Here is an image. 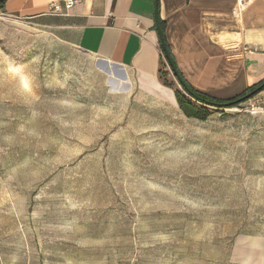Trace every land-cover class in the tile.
<instances>
[{
	"label": "rangeland",
	"instance_id": "rangeland-1",
	"mask_svg": "<svg viewBox=\"0 0 264 264\" xmlns=\"http://www.w3.org/2000/svg\"><path fill=\"white\" fill-rule=\"evenodd\" d=\"M32 35L0 34V264H264V107L162 117Z\"/></svg>",
	"mask_w": 264,
	"mask_h": 264
},
{
	"label": "crops",
	"instance_id": "crops-1",
	"mask_svg": "<svg viewBox=\"0 0 264 264\" xmlns=\"http://www.w3.org/2000/svg\"><path fill=\"white\" fill-rule=\"evenodd\" d=\"M59 1H4L11 25L0 24V34L6 41H31L34 34L77 53L95 66L107 97L162 117L196 119L162 80L158 26L174 67L194 91L229 100L264 80V0H251L240 15L234 14L239 0H84L67 15L52 13ZM253 99L264 107V91Z\"/></svg>",
	"mask_w": 264,
	"mask_h": 264
},
{
	"label": "trees",
	"instance_id": "trees-1",
	"mask_svg": "<svg viewBox=\"0 0 264 264\" xmlns=\"http://www.w3.org/2000/svg\"><path fill=\"white\" fill-rule=\"evenodd\" d=\"M4 5H5V2H1L0 3V8L2 9L4 7ZM183 80H184V78H183ZM263 84H264V80L261 81L259 84L248 88L244 93H242L241 95H239V96H237L235 98H232V99H229V100H219V101H216V100L214 101V99H211V98H209V97H207V96H205V95H203L201 93H198V92L194 91L188 84H187V86L192 90V92L195 95H197L198 97H200L204 101L213 102V103L216 102L218 104H228L230 102H235L238 99L243 98L244 96L252 93L253 91L257 90L260 86H262ZM262 91H264V88L261 91H259L258 93H260ZM258 93L253 95L250 99H252ZM177 97H178V102H179L180 108L182 109V111L185 113L186 116H188L190 118L200 119V120H206L210 116V111L208 109H206L204 107L200 108V107L196 106L195 104H193L191 102V98L189 96H188V98H185L183 95H181L177 91ZM246 101H248V100H246ZM240 104H242V103L233 104L232 106H229V108H238L240 106Z\"/></svg>",
	"mask_w": 264,
	"mask_h": 264
},
{
	"label": "water",
	"instance_id": "water-1",
	"mask_svg": "<svg viewBox=\"0 0 264 264\" xmlns=\"http://www.w3.org/2000/svg\"><path fill=\"white\" fill-rule=\"evenodd\" d=\"M6 0H0L1 2H4ZM158 31L160 33L161 39H162V45H163V50L166 56V59L168 61V63L170 64V67L172 68V73L174 74L176 80L178 81L179 85L185 90V93L192 99H194L195 101L199 102V103H204L206 105L218 108V109H222L225 107H229L232 106L233 104H238V103H243L246 100H249L253 95H255L256 93H258L259 91H261L264 88V84L262 86H260L257 90L253 91L252 93L244 96L243 98L238 99L235 102H230L228 104H218V103H212V102H208V101H204L203 99H201L200 97H198L197 95H195L192 90L187 86L186 82L182 79V77L180 76V74L178 73V71L176 70V68L174 67V64L172 63L168 48L164 42V37L162 34V30L161 27L158 26Z\"/></svg>",
	"mask_w": 264,
	"mask_h": 264
},
{
	"label": "built area",
	"instance_id": "built-area-1",
	"mask_svg": "<svg viewBox=\"0 0 264 264\" xmlns=\"http://www.w3.org/2000/svg\"><path fill=\"white\" fill-rule=\"evenodd\" d=\"M84 0H60L52 5V13L58 15H67L76 5ZM251 0H239L237 6L234 8V14L240 15L250 3ZM0 19H7L6 14L0 8Z\"/></svg>",
	"mask_w": 264,
	"mask_h": 264
}]
</instances>
